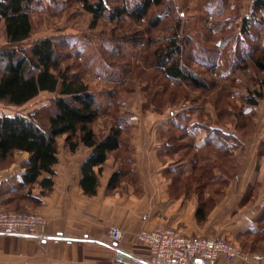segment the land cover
Here are the masks:
<instances>
[{
    "label": "crops",
    "instance_id": "crops-1",
    "mask_svg": "<svg viewBox=\"0 0 264 264\" xmlns=\"http://www.w3.org/2000/svg\"><path fill=\"white\" fill-rule=\"evenodd\" d=\"M132 102L135 106L138 100ZM237 103L244 113L233 119L236 125H220L210 102L203 103L205 113L190 112L182 118L140 111L118 116L107 129L97 124L96 133L102 137L110 127L120 124L123 129L120 149L109 154L98 173L94 196L85 195L80 186L81 168L92 149L81 144L71 152L65 137L60 138L52 192L41 196L39 185L32 190L46 219V237L40 241L0 237V264H142L148 253L136 236L156 229L225 239L245 256L262 257L220 259L218 264H264V101L256 106L244 105V100ZM244 120L248 128L241 127ZM194 124L221 129L233 140L226 145L205 144L204 131L183 138L179 127ZM15 156L11 167L0 170L4 174L0 197L22 191V164L29 154ZM120 170L123 176L110 189L112 176ZM202 203L207 214L200 220L197 211ZM112 228L124 234L118 248L109 235ZM116 251L126 258L117 261Z\"/></svg>",
    "mask_w": 264,
    "mask_h": 264
},
{
    "label": "rangeland",
    "instance_id": "rangeland-1",
    "mask_svg": "<svg viewBox=\"0 0 264 264\" xmlns=\"http://www.w3.org/2000/svg\"><path fill=\"white\" fill-rule=\"evenodd\" d=\"M102 1L107 10L95 21L93 14L85 11L83 0H34L30 7L33 33L22 45L30 48L35 41L47 37L57 43V52L64 57L62 67L70 66L82 76L101 103L104 110L98 123L101 128L107 129L118 116L140 111L166 112L170 119L204 112L201 92H194L189 86H183L184 98L185 95L191 98L192 94L202 103L175 105L163 104L159 99L149 101L154 90L161 91L167 85L153 53L160 52L167 38L175 35L183 49V64L208 84L228 88L235 97L230 101L244 100L261 83L255 70L247 73L239 69L242 57L256 44H264V12L254 13L255 0H172L169 11L156 8L142 22L128 16L111 19L113 9L125 4L133 10L138 0ZM155 18L159 22L153 24ZM0 39V47H4L3 27ZM54 97L55 94L42 92L21 107L0 103V115L32 113L47 123L55 112ZM135 99L138 102L134 106ZM26 194V191L10 197L3 194L0 209L41 214L37 209L39 200Z\"/></svg>",
    "mask_w": 264,
    "mask_h": 264
},
{
    "label": "trees",
    "instance_id": "trees-1",
    "mask_svg": "<svg viewBox=\"0 0 264 264\" xmlns=\"http://www.w3.org/2000/svg\"><path fill=\"white\" fill-rule=\"evenodd\" d=\"M171 1L138 0L133 10L124 4L113 9L111 19L128 16L136 22H142L156 8L169 11ZM33 2L0 0V33L3 27L6 41V45L0 47V103L21 107L40 93L48 92L55 94L52 98L55 112L47 123L41 122L32 113L0 115V170L13 165L17 152L28 153V160L22 164L25 172L21 177V190L27 191L26 196L31 197L32 190L39 185L43 189L41 196L50 194L54 187V168L58 163V141L65 137V144L71 152H75L81 144L92 149L91 156L81 168L80 186L85 195L94 196L98 191V173H101L109 154L121 147L123 126H113L104 137L96 133L98 120L104 113L103 107L82 76L73 72L70 66L62 67L64 57L57 52V43L52 38H41L30 48L22 47L33 33L30 15ZM83 5L85 11L93 14L95 21L102 18L107 10L102 0L94 3L83 0ZM253 10L254 13L264 12V0H255ZM158 22V18H155L153 24ZM182 50L179 37L175 35L167 38L160 52L154 51L156 67L167 85L161 91L154 90L149 101L159 99L163 104L170 102L179 105L187 102L197 105L199 97L191 94V98L187 95L184 98L182 91L186 89L183 86H189L192 91L201 92V96L206 97L203 98L204 104H212L220 125H233V119L243 115V105H239L237 99L236 103L230 101L235 97L227 91L228 88L208 84L192 68L183 64ZM240 62L239 69L243 72L249 73L251 69L264 75V44L253 46ZM259 101H264V80L257 84L251 94L245 95L243 104L256 106ZM240 124L242 128L250 126L247 120ZM179 130H182L183 138H193L195 131L206 132L205 144L226 145L233 140V136L208 125L194 124L192 128L182 125ZM122 176L121 170L116 172L109 188L117 187ZM206 206V203L200 204L197 211L200 220L206 217Z\"/></svg>",
    "mask_w": 264,
    "mask_h": 264
},
{
    "label": "built area",
    "instance_id": "built-area-1",
    "mask_svg": "<svg viewBox=\"0 0 264 264\" xmlns=\"http://www.w3.org/2000/svg\"><path fill=\"white\" fill-rule=\"evenodd\" d=\"M4 174L0 171V180ZM46 219L43 215L0 209V237L23 236L36 240L46 237ZM112 243L117 246L123 239L118 228L110 230ZM138 244L146 248L148 256L142 264H218L220 259L232 261L241 257L244 261H260V256H245L231 242L206 236H185L172 229L142 231L136 236ZM116 260L126 258L116 251Z\"/></svg>",
    "mask_w": 264,
    "mask_h": 264
}]
</instances>
